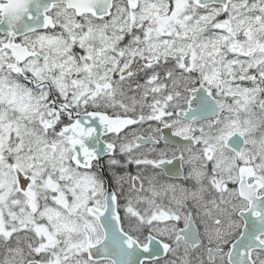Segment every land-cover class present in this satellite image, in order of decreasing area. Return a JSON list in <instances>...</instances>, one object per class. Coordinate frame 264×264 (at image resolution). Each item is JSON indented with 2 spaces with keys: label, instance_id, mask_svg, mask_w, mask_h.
<instances>
[{
  "label": "snow or ice",
  "instance_id": "6c2138e0",
  "mask_svg": "<svg viewBox=\"0 0 264 264\" xmlns=\"http://www.w3.org/2000/svg\"><path fill=\"white\" fill-rule=\"evenodd\" d=\"M0 264H264V0H0Z\"/></svg>",
  "mask_w": 264,
  "mask_h": 264
}]
</instances>
